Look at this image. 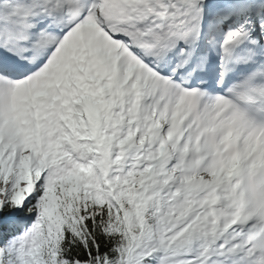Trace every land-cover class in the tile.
<instances>
[{"label":"snow or ice","instance_id":"6c2138e0","mask_svg":"<svg viewBox=\"0 0 264 264\" xmlns=\"http://www.w3.org/2000/svg\"><path fill=\"white\" fill-rule=\"evenodd\" d=\"M0 264H264V0H0Z\"/></svg>","mask_w":264,"mask_h":264}]
</instances>
